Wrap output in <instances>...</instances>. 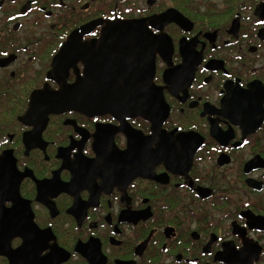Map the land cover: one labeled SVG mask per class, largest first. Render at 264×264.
<instances>
[{
	"label": "flooded vegetation",
	"instance_id": "1",
	"mask_svg": "<svg viewBox=\"0 0 264 264\" xmlns=\"http://www.w3.org/2000/svg\"><path fill=\"white\" fill-rule=\"evenodd\" d=\"M131 19L150 102L131 86L114 111L22 119L62 78L124 87L126 54L84 71L106 22ZM72 35L93 47L54 78ZM4 150L0 264H264V0H0Z\"/></svg>",
	"mask_w": 264,
	"mask_h": 264
},
{
	"label": "water",
	"instance_id": "2",
	"mask_svg": "<svg viewBox=\"0 0 264 264\" xmlns=\"http://www.w3.org/2000/svg\"><path fill=\"white\" fill-rule=\"evenodd\" d=\"M85 26H82L80 33H77L78 37L83 34ZM144 27L143 19L107 21L103 27L104 31L99 41V46H101L99 51H93L94 42L87 44L77 42L80 46L77 49L70 50L69 44L72 42L71 37H73V35L70 36L53 57L51 71L53 72L54 78L55 75H60L68 70V66H61L64 62L66 63L69 62V60H77L79 56H75L78 53L81 55L83 51L93 47V50L88 49L92 55L89 60L86 61L85 75L97 76L95 75L97 70H104L107 72L106 75L109 76L112 75V73L117 74V69L114 71L110 70V68L117 65V59H115V56L117 52H121L122 54H126L125 56L123 55V61L125 63V65H123V68L125 69L123 70L128 69L123 72L124 77H126L124 87L120 88L118 83L116 84L111 80H100L98 82L92 80V78L88 80V78H81L79 76L74 82L68 84L62 78V82L58 81L60 85L58 90H49L47 84H45L42 89L36 90L31 94L29 110L22 119L26 121L29 114L30 116H41V111L46 114L62 112L65 110L86 111L97 109L99 111H114L122 106L124 98L121 96H123L131 86L136 87L134 90V92L137 93L135 99L150 102L153 98L151 77L153 72L152 56L154 52L143 49V44L140 41L135 40L134 42L136 37L141 39L143 38V35H147L148 32H146V29L145 31L143 30ZM107 45L109 46L106 48ZM146 54L149 55L147 60L143 57L146 56ZM75 73H77L76 69ZM48 76L51 77L50 73H48ZM143 76H148L147 83L143 84ZM137 77L138 79H136ZM127 78L130 79L127 80ZM133 78L136 80H133ZM113 87H115V89ZM143 87H145V89H143ZM109 92L115 93L111 96L109 95ZM143 92H145L144 95ZM94 95H99V97ZM134 102L135 101H131V103ZM141 108H143V106H141ZM142 114L143 111L141 112V115ZM43 119L45 118L43 117ZM9 156L12 159L10 150H4L1 152L0 166L9 160Z\"/></svg>",
	"mask_w": 264,
	"mask_h": 264
}]
</instances>
